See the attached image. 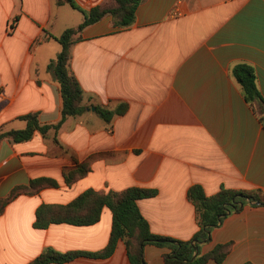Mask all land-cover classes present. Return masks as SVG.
<instances>
[{
  "label": "crops",
  "instance_id": "obj_1",
  "mask_svg": "<svg viewBox=\"0 0 264 264\" xmlns=\"http://www.w3.org/2000/svg\"><path fill=\"white\" fill-rule=\"evenodd\" d=\"M73 1L87 11L110 0ZM84 18L57 0H0V131L25 129L20 117L29 113L43 125L61 121L63 98L49 64L62 49L56 38ZM78 36L71 70L83 113L57 133L0 142V201L35 178L59 183L18 197L0 214V264H29L49 248L103 250L113 226L107 207L94 225L34 226L41 205H68L88 190H157L138 201L142 215L154 234L184 241L199 230L192 187L208 196L221 188L264 194V103L249 104L232 74L238 64L252 66L264 100V0H143L130 27L106 15ZM122 105L125 113L110 121L97 110ZM84 163L90 172L67 184L65 172ZM225 243L232 249L222 264H264V206L228 216L200 252ZM170 252L147 244L146 263L165 264ZM64 264L130 262L120 240L108 258Z\"/></svg>",
  "mask_w": 264,
  "mask_h": 264
},
{
  "label": "trees",
  "instance_id": "obj_2",
  "mask_svg": "<svg viewBox=\"0 0 264 264\" xmlns=\"http://www.w3.org/2000/svg\"><path fill=\"white\" fill-rule=\"evenodd\" d=\"M143 0H111L104 6H96L90 10H82L73 0H57L59 5L69 3L84 14V21L77 28L67 29L56 38L61 44L58 56L49 64L60 85L63 98L62 119L57 124L43 125L37 113H29L20 117L27 123L25 129L0 131V142L9 139L20 143L32 139L36 132L47 135L51 131L58 132L68 117L83 113V89L71 70L72 47L81 39V34L88 26L99 22L106 15H111L114 24L120 28L130 27L135 23L136 12ZM78 36V37H77ZM232 74L241 85L246 101L253 105L262 101L257 87L255 70L248 64H238L233 67ZM98 112L110 121L114 114H124L127 105L120 106L116 111L97 108ZM260 120L264 127V113ZM91 170L88 163L79 164L75 169L65 172L64 179L72 184L85 177ZM57 180L41 177L32 179L29 185L15 187L10 194L0 201V214L6 207L22 195H36L46 188H57ZM157 190L131 187L121 192L101 194L88 190L68 205H41L36 212L35 228L47 229L52 224L67 223L75 226H90L100 221L104 208H109L113 215V226L108 245L101 251H69L60 252L49 248L29 264H64L80 257L108 258L115 252L118 242H124L130 264H147L145 247L154 244L169 247L171 252L165 256V264H222L228 257L232 243L218 244L207 254H201L200 245L211 240L212 231L220 227L224 220L233 213L240 212L246 205L264 206V194L261 190H234L221 188L212 196H208L202 186H194L189 190L188 197L194 204L199 230L191 240H178L154 234L149 222L142 215L138 201L152 198ZM196 255V256H195ZM195 256V258H194ZM251 264V263H246Z\"/></svg>",
  "mask_w": 264,
  "mask_h": 264
},
{
  "label": "water",
  "instance_id": "obj_3",
  "mask_svg": "<svg viewBox=\"0 0 264 264\" xmlns=\"http://www.w3.org/2000/svg\"><path fill=\"white\" fill-rule=\"evenodd\" d=\"M92 110H94V111H95V110H96V108H95V107H93V108H92ZM195 256H196V255H195ZM195 256H194V258H195Z\"/></svg>",
  "mask_w": 264,
  "mask_h": 264
},
{
  "label": "rangeland",
  "instance_id": "obj_4",
  "mask_svg": "<svg viewBox=\"0 0 264 264\" xmlns=\"http://www.w3.org/2000/svg\"><path fill=\"white\" fill-rule=\"evenodd\" d=\"M111 1V0H110Z\"/></svg>",
  "mask_w": 264,
  "mask_h": 264
}]
</instances>
